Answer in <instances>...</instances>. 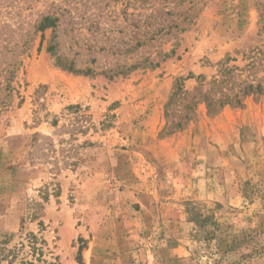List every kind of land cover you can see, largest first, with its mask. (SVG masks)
Masks as SVG:
<instances>
[{"label":"rangeland","instance_id":"obj_1","mask_svg":"<svg viewBox=\"0 0 264 264\" xmlns=\"http://www.w3.org/2000/svg\"><path fill=\"white\" fill-rule=\"evenodd\" d=\"M27 233L264 264V0H0V241Z\"/></svg>","mask_w":264,"mask_h":264},{"label":"trees","instance_id":"obj_2","mask_svg":"<svg viewBox=\"0 0 264 264\" xmlns=\"http://www.w3.org/2000/svg\"><path fill=\"white\" fill-rule=\"evenodd\" d=\"M204 98L206 100V97ZM235 101L239 102L238 100ZM207 102H209L207 103L209 106L210 101L207 100ZM217 102L219 105L229 103L225 99H220ZM45 246V240L36 237L33 233H27L24 241H19L11 247H7L5 241H0V264H53V262L44 259L45 252L43 248ZM53 259L55 260L56 257Z\"/></svg>","mask_w":264,"mask_h":264}]
</instances>
